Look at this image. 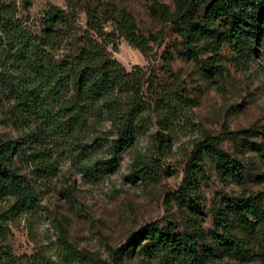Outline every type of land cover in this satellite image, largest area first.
I'll list each match as a JSON object with an SVG mask.
<instances>
[{
    "label": "rangeland",
    "instance_id": "rangeland-1",
    "mask_svg": "<svg viewBox=\"0 0 264 264\" xmlns=\"http://www.w3.org/2000/svg\"><path fill=\"white\" fill-rule=\"evenodd\" d=\"M160 1L174 6L173 0ZM88 3L98 6L109 32L123 11L131 13L147 36L166 30V39L148 57L121 36H116V51L112 44L108 48L129 71L142 69L146 91L154 83V89L166 87L174 93L173 102H179L180 93L186 95V102L172 110L167 148L157 141L160 129L154 119L121 155L116 172L93 179L57 139L47 140L50 164L38 158L33 149L39 145L30 135L39 131V121L34 115L19 121L14 101L0 89V140L15 146L14 169L27 176L38 195L33 208L20 213L12 210L15 196L0 201V264H11L8 254L15 264H172L164 257L147 258L141 251L148 239L138 238L148 226L192 233L196 230L191 219H195L206 236L200 243L215 247L212 235L221 231L216 214L226 208L227 197L261 193L264 198V158L243 146L247 139L264 143V10L254 12L262 27L246 59L217 36L198 42L196 55L191 54L179 44L173 26L152 14V0H0V30H12L11 20L41 35L45 13L53 7L64 10L73 33L55 52L58 58L80 45L79 38L87 29L84 6ZM168 50L173 54L174 77L168 74L163 58ZM3 63L0 58V71H6ZM103 129L111 130L110 123ZM207 137H216L220 147L243 166L245 180L227 170L221 172L218 161L205 155L199 178L201 208H195L179 195L196 144ZM106 148L109 152L110 147ZM145 162L159 172L157 180L142 178L138 169ZM232 230L249 239L235 218ZM116 249H125V253L116 258ZM202 264H264V260L252 251L246 259L218 254Z\"/></svg>",
    "mask_w": 264,
    "mask_h": 264
},
{
    "label": "trees",
    "instance_id": "trees-1",
    "mask_svg": "<svg viewBox=\"0 0 264 264\" xmlns=\"http://www.w3.org/2000/svg\"><path fill=\"white\" fill-rule=\"evenodd\" d=\"M173 3L171 7L152 0L151 12L173 26L179 44L188 52L196 55L198 42L217 36L241 58L250 57L253 39L257 40L262 27L254 12L264 10V0H173ZM84 10L87 29L79 38L80 45L58 58L55 52L61 50L63 42L72 39L71 18L66 11L55 7L47 11L41 35H34L27 27L10 20L13 29L0 30V44H4L0 58L6 70L0 71V89L14 101L19 121L33 115L39 121V131L30 135L31 141L39 145V149H33L38 158L47 162V140L57 139L70 149L73 161L86 176L98 179L118 170L121 155L134 144L139 133L152 126L154 119L160 129L157 141L167 148L166 131L174 119L172 110L180 103L183 106L187 97L177 94L180 103L173 102L174 93L166 87L154 89V83L146 91L142 69L134 67L129 71L108 48L112 44L116 51V36H121L148 57L166 39V30L147 36L139 30L131 13L123 11L116 18L114 31L109 32L105 27L107 19L98 6L88 3ZM172 56L169 50L163 53L167 72L174 77ZM106 122L113 130L104 131ZM106 146L110 147L109 152ZM243 146L264 158V143L247 139ZM15 150L11 141L0 140V201L8 195L15 196L12 210L20 213L31 210L38 195L27 176L14 169ZM205 155L218 161L221 172L227 170L245 180L243 166L220 147L216 137H207L196 144L179 195L195 208H201L199 178ZM145 164L138 169L142 178L157 180L159 172ZM226 203V208L218 209L216 214L221 231L212 235L215 247L200 243L206 237L205 232L191 219L196 230L192 233H172L151 224L138 238L148 239L141 251L147 258L164 257L172 264H202L206 258L218 254L246 259L252 251L264 260L262 194L227 197ZM234 218L246 231L248 240L233 232ZM124 250H114L115 257L122 256ZM6 259L15 264L13 255L8 254Z\"/></svg>",
    "mask_w": 264,
    "mask_h": 264
}]
</instances>
